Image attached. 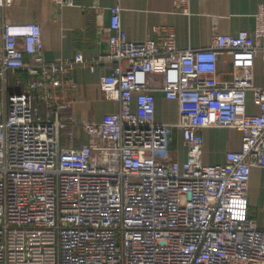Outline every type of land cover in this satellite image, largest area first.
I'll return each instance as SVG.
<instances>
[{"label":"built area","instance_id":"obj_1","mask_svg":"<svg viewBox=\"0 0 264 264\" xmlns=\"http://www.w3.org/2000/svg\"><path fill=\"white\" fill-rule=\"evenodd\" d=\"M173 1L188 13L191 0ZM109 31L99 58L48 63L39 24L3 26L0 78L8 70L38 78L0 111V264H264V230L247 196L252 168H264V89L254 73L258 56L264 65V4L253 33L214 28L202 49H179L171 27L128 40L118 6ZM225 55L229 80L220 78ZM84 64L112 65L100 89L119 108L100 121L68 111L73 68ZM157 91L177 103L175 124L156 120ZM249 93L258 115L247 112ZM209 127L242 132L241 149L223 164L203 163L200 131ZM175 131L183 163L171 156Z\"/></svg>","mask_w":264,"mask_h":264},{"label":"crops","instance_id":"obj_2","mask_svg":"<svg viewBox=\"0 0 264 264\" xmlns=\"http://www.w3.org/2000/svg\"><path fill=\"white\" fill-rule=\"evenodd\" d=\"M263 4L264 0H191L186 14L173 0H75L72 7H56L51 0H13L10 7L0 8V53L5 24L37 23L42 30V55L46 62L72 60L77 53H82L86 61L95 60L109 51L111 9L116 6L121 9L122 27L128 40L144 41L151 37L153 27H171L179 49H202L211 45L214 28L221 35L253 33L258 9ZM25 59L28 63L33 61L30 56ZM229 61V56H222V80L231 78ZM110 67L111 64H98L91 72L86 64L74 66L72 79L77 88L66 98L71 102L68 111L89 122L100 121L104 115L118 111V104L106 100L100 89L101 77L110 73ZM254 73L256 87L264 89L261 56L256 59ZM37 78V73L8 70L5 79L0 78V111L8 96L18 94L22 87ZM155 85L161 87L160 77L155 78ZM155 96L156 120L175 124L179 113L177 103L167 100L161 91ZM247 100V112L258 115L260 111L252 93ZM200 132L204 140L202 160L205 165L223 164L227 153L241 149L242 132L239 130L209 127ZM81 143L77 142L75 147H81ZM170 151L172 159L178 163L187 158L179 131L173 133ZM247 196L251 218L264 230V168H252Z\"/></svg>","mask_w":264,"mask_h":264},{"label":"rangeland","instance_id":"obj_3","mask_svg":"<svg viewBox=\"0 0 264 264\" xmlns=\"http://www.w3.org/2000/svg\"><path fill=\"white\" fill-rule=\"evenodd\" d=\"M172 139H173V135H172ZM172 139H171V141H172ZM170 144H171V142H170Z\"/></svg>","mask_w":264,"mask_h":264}]
</instances>
